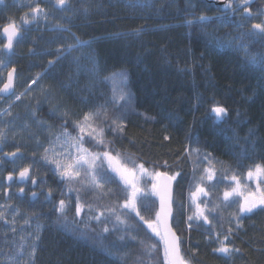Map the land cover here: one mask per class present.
Segmentation results:
<instances>
[{
	"label": "trees",
	"instance_id": "1",
	"mask_svg": "<svg viewBox=\"0 0 264 264\" xmlns=\"http://www.w3.org/2000/svg\"><path fill=\"white\" fill-rule=\"evenodd\" d=\"M37 3L47 19L24 25L10 53L0 43V60L16 69L15 96L20 97L0 102L6 117L0 131L19 146L24 166L38 170L34 150L39 156V148L65 128L75 135L74 123L84 113L107 109L123 122V131H113L111 120L103 121L114 154L150 170L180 172L172 225L191 264H264V210L239 214L235 204H221L210 224L187 220L195 210L189 201L193 168L198 179L207 166L203 157L229 175L264 164V71L250 63V57L264 56V36L252 35L251 28L264 21V0L250 4L248 19L239 9L210 0H69L66 10L55 0H4L0 27L9 18L21 25ZM200 16L210 19L201 22ZM217 105L226 109L222 120L211 112ZM19 137L23 143L17 144ZM5 169L0 167V176ZM40 171L48 186L38 199L17 194L9 202L11 211L2 210L9 223L0 221V264H164L163 244L145 223L158 211L150 182L137 204L145 220L123 210L122 224L108 211L120 214L124 200L115 173L109 170L113 182L93 191L54 179L51 169ZM227 183L212 190L214 203L222 200ZM77 197L85 205L80 216ZM61 199L66 215L57 211ZM101 212L100 221L92 219ZM226 234L230 253L214 252ZM153 244L149 256L145 249ZM33 246L34 258L29 256Z\"/></svg>",
	"mask_w": 264,
	"mask_h": 264
},
{
	"label": "snow or ice",
	"instance_id": "2",
	"mask_svg": "<svg viewBox=\"0 0 264 264\" xmlns=\"http://www.w3.org/2000/svg\"><path fill=\"white\" fill-rule=\"evenodd\" d=\"M68 2L69 0H55V6L66 10ZM251 2L252 0H239V10L246 14L243 19H248L252 16L250 10ZM3 3L4 0H0V4ZM225 7L236 11V9L233 8V0H228ZM30 12V18L27 13L21 18L23 25H28L40 19H47L45 9L41 8L38 3L30 7ZM209 19L210 18L205 16L199 17L201 22H206ZM189 23H191V21H189ZM239 26L243 25H238V27ZM251 28L254 30L252 35L264 36V21L253 23ZM0 33H2L4 38L0 39V43L3 44L5 49L11 51L14 42L21 33V27L17 25L12 18H9L8 21L0 27ZM250 63L259 65L261 71H264V56H252L250 57ZM15 71L16 69L12 68L7 72L6 82L0 87V94H11L13 92ZM32 83H35V80L32 81ZM19 98V96L16 97V99ZM120 99H125V97L121 96ZM115 103H117V101L114 100L113 104ZM211 112L218 120H222L227 115L226 109L218 105L213 106ZM101 117H103V120H101ZM109 119L111 120V125H115V127L112 128L113 131H123V122L118 118L110 117L107 109L86 112L83 114L82 119H78L74 123V128L76 130L75 135L66 128L61 133V136L64 138L61 144V151H56L55 148H46L44 149L42 159L46 163L55 166L54 172L59 175L62 181H67L70 184L76 182L93 191L103 190L106 185L113 182V177L108 175L109 170L115 173L123 185L121 191L124 193V200L123 204L119 205L120 214H117L115 208H109L108 211L114 214L116 220L122 224L126 223V221L121 218L124 214L123 210H128L129 213L134 212L141 220H145L137 204L142 196L148 194L147 188L141 181H149L151 185V194L159 198L160 207L155 213V219L145 220V223L148 229H150L163 244L164 264H191V260L187 259L182 253L180 236L173 231L169 224L173 212L172 184L176 181L177 177L180 176V172L176 171L173 174H169L167 171L150 170L145 167L144 163H138L130 158L123 159L119 153L114 154L111 148L112 142L106 140L105 127L103 126V121ZM3 139L4 133L0 131V141H3ZM57 139L59 140L60 137H57ZM165 139H168V137H165ZM86 144L90 146L86 147ZM49 152L52 153V158H49ZM10 155L15 157L17 153L13 152ZM203 160L207 161V166L203 167L199 172L198 179H196L197 169L196 167L193 168L195 182L189 191V201L190 207H194L195 210L187 217L189 222L195 219L196 221L202 220L205 224H210L212 222L210 217L215 219L214 213L221 207V204L225 208L235 204L239 214L253 213L257 208L264 210V164H253L244 174L233 171L231 175H229L227 169H218L216 166L217 162L210 159L209 156L203 157ZM105 162L107 163V169L104 167ZM0 163H3V161L0 160ZM201 163H203V161H201ZM164 167H167L166 163ZM218 171L221 172L219 176L217 175ZM29 178V168H23L19 172V179L25 181ZM7 180L11 182L13 180V175L9 174ZM224 180L229 183L225 185L222 200L219 203H214L210 199L212 190L217 187L218 183ZM32 183L35 184L36 181L33 179ZM253 184L255 185L254 188L252 187ZM20 191L23 192L24 189L20 188ZM69 191H71V188H69ZM104 194L107 195V193ZM32 195L35 197L36 193L33 192ZM49 195H51V193H49ZM84 207L85 205L81 204L79 197H77L75 203L76 216H80ZM88 207L89 210H91V205H88ZM66 208L67 205L65 200L61 199L57 211L66 215ZM103 215L104 213L101 212L100 216H93L92 219L100 221ZM235 218L237 220V226H239V215ZM0 221H3L5 224L9 223L3 212H0ZM14 222L15 216H13L12 220V223ZM191 227L192 223H188V228L190 229ZM103 230L107 232L109 229L104 227ZM11 231L15 233L16 229L13 227ZM231 231L232 229L229 228L228 232L231 233ZM218 235L219 234H217V236ZM37 239H39L38 236ZM121 239L123 238L121 237ZM227 239L228 235L226 234L224 240L219 242L220 247L214 248L213 251L228 255L231 250L224 243ZM5 240H7L6 236ZM155 247V244L149 246L145 249L146 253L150 256L151 250ZM22 248L23 246H21V255ZM35 252L36 249L33 246L29 252V256L34 258Z\"/></svg>",
	"mask_w": 264,
	"mask_h": 264
},
{
	"label": "flooded vegetation",
	"instance_id": "3",
	"mask_svg": "<svg viewBox=\"0 0 264 264\" xmlns=\"http://www.w3.org/2000/svg\"><path fill=\"white\" fill-rule=\"evenodd\" d=\"M253 1H255V0H253ZM7 72H6V75L4 76L3 81H1V78H0V87L3 86L4 82H6ZM16 83H17V76L15 78V91H14V93L12 95H10L9 97H0V102H4L6 99L10 100L11 98L16 97L15 96L16 95ZM11 106H12V104H10L9 107H11ZM21 138L22 137L17 138L18 140H16V141L14 140V142L17 144H20V142L23 143V140ZM9 141H10V143H9ZM8 146H9V149H8ZM18 149H20L19 146L12 144V141L10 139L4 138L3 141H0V160L3 161V163H0V167L7 168L4 170V176L3 175L0 176V195L2 196L3 193H5V197H4L5 205L3 204V206H4L3 211H9V207H8L9 202L13 201L17 194H18V196H21V197H23V196H29L30 197V194L33 193V191H35L32 188V185H33L32 180L33 179L35 181H37V184L39 185L38 180L36 178H34L35 177L34 172L30 171L31 169L29 170V173H30L29 180L24 181V182H19V178H18L19 172L23 168H26L24 166L26 160L24 158L23 152H21ZM13 152L17 153V155L15 157H12L10 155ZM35 152L36 151L34 150V156L33 157H34V159H37L38 154H35ZM5 154H9V155H5ZM8 157H10V158H8ZM9 174H12L14 176L13 180L11 182H9L7 180V176ZM20 188H23L24 191L21 192ZM39 196H40V194H39ZM0 203H3V202H1V198H0Z\"/></svg>",
	"mask_w": 264,
	"mask_h": 264
},
{
	"label": "rangeland",
	"instance_id": "4",
	"mask_svg": "<svg viewBox=\"0 0 264 264\" xmlns=\"http://www.w3.org/2000/svg\"><path fill=\"white\" fill-rule=\"evenodd\" d=\"M238 5H239V0H233V8H235V9H239V7H238ZM229 10H233V9H231V8H229ZM28 14V16H29V18L31 17V12H28L27 13ZM22 21V20H21ZM20 27H21V29H22V26H24L22 23H21V25H19ZM11 69V67L8 65V63L6 62V61H1L0 60V78H1V81H3V79H4V76L6 75V72L7 71H9ZM17 97V96H16ZM16 97L14 98V100H17L16 99ZM8 109H6V111H7ZM2 113V112H1ZM0 113V114H1ZM4 119H6V117H5V115L3 114V115H0V125L4 122ZM63 132V131H62ZM57 137H60V139L58 140L57 139ZM63 137L62 136H56L55 138H54V141H53V143L51 144H49V145H46L47 147L46 148H55V150L56 151H61V144L63 143ZM46 148H42V147H40L39 148V156H38V158L37 159H35L34 161H35V163H36V165H37V167H38V170L40 171L41 170V168H44V170H48V169H51V177H54V179L56 178L57 180H59V181H62L61 179H60V177H59V175L58 174H55V172H54V168H55V166L54 165H51V164H48V163H46L43 159H42V156H43V154H44V149H46ZM49 158H52V153L51 152H49ZM44 166H43V165ZM51 167V168H50ZM31 169V170H30ZM29 170L30 171H34L35 173V177L34 178H36L37 180H38V183H39V185H38V187H37V189L35 190V191H38V193L41 195V193H43L44 192V190H45V188L48 186L47 185V183H46V180L39 174V172H38V170H35V169H32L31 167H29ZM41 172V171H40ZM118 177V176H117ZM119 178V177H118ZM146 181L147 180H143V181H141V183L143 184V185H146ZM64 183H68L67 185H69V182H67V181H63ZM149 182V181H148ZM254 185V184H253ZM3 204L5 205V203H0V212H2V210H3V208H4V206H3ZM9 211H11V210H9ZM150 230V229H149ZM151 231V230H150Z\"/></svg>",
	"mask_w": 264,
	"mask_h": 264
},
{
	"label": "water",
	"instance_id": "5",
	"mask_svg": "<svg viewBox=\"0 0 264 264\" xmlns=\"http://www.w3.org/2000/svg\"><path fill=\"white\" fill-rule=\"evenodd\" d=\"M228 1L227 0H224V1H222V2H217L216 0H210V3H213V4H218L219 6H221V7H224L225 8V4L227 3ZM18 38H19V36H18ZM17 38V39H18ZM17 41V40H16ZM15 41V42H16ZM14 42V43H15ZM6 51H8L7 49H6ZM15 78H16V71H15V73H14V87H13V92L11 93V94H0V97H9L10 95H12L13 93H14V91H15ZM8 158H10V157H8ZM19 178V177H18ZM10 182V181H9ZM19 182H24V181H21L20 179H19ZM38 197V194H36L35 195V197H33V195H32V199H36ZM156 198H157V201H158V210H159V207H160V203H159V198L156 196ZM172 198H173V201H174V182H173V184H172ZM173 217H174V208H173V212H172V217L170 218V220H169V224L171 225V227H172V229H173V226H172V222H173ZM173 231H175L174 229H173ZM177 234V233H176Z\"/></svg>",
	"mask_w": 264,
	"mask_h": 264
}]
</instances>
